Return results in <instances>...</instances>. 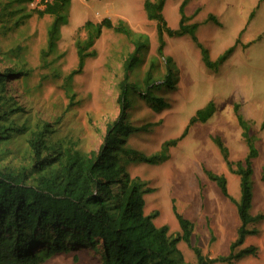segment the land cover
<instances>
[{"label":"rangeland","instance_id":"rangeland-1","mask_svg":"<svg viewBox=\"0 0 264 264\" xmlns=\"http://www.w3.org/2000/svg\"><path fill=\"white\" fill-rule=\"evenodd\" d=\"M33 1L0 0V53L17 46L21 49L19 58L11 54L10 61L0 55V69L24 62L28 74L12 80L10 90L27 110V115H31L30 121L54 123L55 138L72 136L79 148L95 149L102 141L106 124L118 114L117 84L122 77L123 61L133 49V43L124 33L103 25L89 47L93 55L87 56L82 70L67 81L75 96L70 103L62 84L77 66L76 41L85 39L87 30L93 29L88 21L96 24L108 18L114 27L122 23L131 32L148 39L147 59L141 66L143 73L152 57L158 58L159 66L164 67L163 56L156 57L158 22L147 17L145 0H69L56 52L41 61L40 50L46 45V30L52 17L39 16L35 10L42 6ZM183 1V12L189 17L187 22L197 23V39L207 48L212 60L228 47L234 46V49L216 69H209L189 34L171 36L163 32V55L171 56L178 67L177 90L165 94L170 108L158 113L147 104L138 103L132 110L138 124L158 119L160 123L154 127L152 135L136 133L129 142L144 153H152L161 141L179 137L195 111L209 100L215 111L207 120L188 126L185 135L170 147L167 161L131 163L129 170L149 180L154 187V191L145 195V212L158 211L154 222L167 224L169 233L178 232L179 225L172 210L174 204L178 212L193 222L191 244L200 248L202 254L214 258L229 253L240 220L235 204L205 170L224 175L228 193L239 198V176L227 167L213 138L221 139L230 160L243 159L248 146L237 114L247 120L256 137L251 213H264V180L261 179L264 166V0H165L162 12L172 29L179 26V7ZM249 227L256 231L248 234L240 247L253 245L255 253L230 263L208 264H264V219ZM178 248L186 262L196 263L191 246L180 241ZM44 264H100L99 252L76 248L56 253Z\"/></svg>","mask_w":264,"mask_h":264},{"label":"trees","instance_id":"trees-1","mask_svg":"<svg viewBox=\"0 0 264 264\" xmlns=\"http://www.w3.org/2000/svg\"><path fill=\"white\" fill-rule=\"evenodd\" d=\"M164 1H144L147 17L158 22L156 57L163 56L162 68L158 58L152 57L142 73L141 66L147 59V37L131 32L122 23L114 27L108 18L96 24L88 21L93 29L87 30L85 39L76 41L77 66L62 84L70 103L75 96L67 81L72 74L82 70L85 58L93 55L94 51L89 47L103 25L124 33L133 43V49L123 61L122 77L117 84L118 114L106 124L102 141L95 149L79 148L78 141L72 136L55 138L57 128L54 123L30 121L31 115H27V110L10 90L12 80L28 74L24 62L0 69V264H44L54 254L76 248L99 252L100 264H194L183 259L178 248L180 241L194 250L195 264L230 263L255 253L253 245L240 247L245 237L256 231L249 225L264 219V213H251L256 137L241 114H237V118L248 146L243 159L230 160L221 139L213 137L227 167L239 176V198L228 193L224 175L205 170L235 204L240 220L237 237L231 242L227 255L209 258L192 245L193 222L178 212L174 204L172 210L179 231L169 233L167 224L157 225L153 219L158 211L145 212V195L154 187L147 179L132 175L129 170L131 163L156 164L168 159L170 147L185 135L188 126L207 120L215 111L209 100L195 111L179 137L164 140L160 149L153 153H144L129 142L135 133L151 132L158 123L138 124L132 112L138 103L144 102L153 111L160 112L170 107L165 94L177 90L178 67L171 56L163 55V32L171 36L189 34L199 46L209 69H216L234 49L230 46L212 60L207 48L197 39V23L187 22L189 17L183 12L185 1L179 7L180 20L176 29L167 25L162 12ZM68 2L47 0L43 8L35 10L39 16L52 17L46 30V45L40 50L41 61L56 52L60 27L66 22L64 9ZM20 50L17 46L7 51L10 53L0 55L10 61L11 54L19 58ZM237 107L235 105V109ZM262 169L261 179L264 180V166Z\"/></svg>","mask_w":264,"mask_h":264},{"label":"clouds","instance_id":"clouds-1","mask_svg":"<svg viewBox=\"0 0 264 264\" xmlns=\"http://www.w3.org/2000/svg\"><path fill=\"white\" fill-rule=\"evenodd\" d=\"M44 2H45V1L41 0L40 2H37V4L40 5V6H42V8H43ZM40 8H41V7H40ZM171 92H172V91H171ZM166 94H167V93H166ZM142 103H144V102H142ZM145 104H146V103H145ZM169 108H170V107H169ZM169 108H168V109H169ZM150 109H151V108H150ZM151 110H152V109H151ZM152 111H153V110H152ZM153 112H155V111H153ZM155 113H158V112H155ZM157 121H158V123H156V124L153 126L152 131H151V132H143V133H149V134H144V135H150V134L152 135V134L154 133V132H153L154 127L157 126V125L160 123V119H158ZM157 121H155V122H157ZM147 122H151V121H147ZM141 124H142V123H141ZM152 132H153V133H152ZM137 133H140V132H137ZM135 134H136V133H135ZM132 136H133V135H132ZM172 138H173V137H172ZM168 139H170V138H168ZM165 140H166V139H165ZM163 141H164V140H163ZM163 141H161L159 147H158L155 151H158V150L160 149V146H161V144H162ZM172 147H173V146H172ZM137 149H139V148H137ZM155 151H154V152H155ZM152 153H153V152H152ZM147 154H149V153H147ZM170 155H171V153H170V149H169V158H170ZM169 158H168V159H169ZM165 161H167V159H166ZM165 161H163V162H165ZM163 162H161V163H163ZM148 164H150V163H148ZM156 164H159V163H156ZM130 165H131V164H130ZM130 165H129V166H130ZM132 175H133V174H132ZM148 181H149V180H148ZM149 184H150V181H149ZM152 187H153V186H152ZM153 191H154V190H153ZM151 192H152V191H151ZM151 192H150V193H151ZM148 194H149V193H148ZM146 195H147V194H146Z\"/></svg>","mask_w":264,"mask_h":264},{"label":"built area","instance_id":"built-area-1","mask_svg":"<svg viewBox=\"0 0 264 264\" xmlns=\"http://www.w3.org/2000/svg\"><path fill=\"white\" fill-rule=\"evenodd\" d=\"M41 0H34L33 3H35V5L37 4V2H40ZM43 1H47V0H43Z\"/></svg>","mask_w":264,"mask_h":264}]
</instances>
